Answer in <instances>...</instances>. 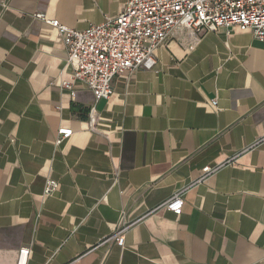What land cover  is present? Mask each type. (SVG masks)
<instances>
[{"label": "crops", "instance_id": "0c3cea01", "mask_svg": "<svg viewBox=\"0 0 264 264\" xmlns=\"http://www.w3.org/2000/svg\"><path fill=\"white\" fill-rule=\"evenodd\" d=\"M128 2L0 0V264H264V43L177 31L110 100L72 97L64 37L35 15L84 31Z\"/></svg>", "mask_w": 264, "mask_h": 264}, {"label": "built area", "instance_id": "2783aa9c", "mask_svg": "<svg viewBox=\"0 0 264 264\" xmlns=\"http://www.w3.org/2000/svg\"><path fill=\"white\" fill-rule=\"evenodd\" d=\"M35 18L57 29L64 37L67 64L76 69L70 81L62 87L75 96V83L84 84L95 96L96 102L110 100L114 94V80L139 69L153 71L157 66V51L163 48L177 31L186 30L194 40L217 33L221 29H239L251 32L264 43V0H129L123 13L116 19L91 26L84 31L71 29L45 14ZM218 108V102H212ZM89 124L95 129L96 108L89 111ZM73 136V130L58 131L56 146ZM214 172L205 168L203 175ZM59 189V183L49 179L44 197ZM183 193L176 194L166 208L176 216L184 209ZM127 226H121L110 238L125 246ZM30 249L20 250L17 264H28Z\"/></svg>", "mask_w": 264, "mask_h": 264}]
</instances>
